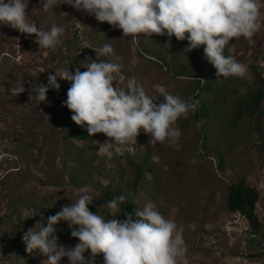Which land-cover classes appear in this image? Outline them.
Instances as JSON below:
<instances>
[{
	"label": "rangeland",
	"instance_id": "374dc122",
	"mask_svg": "<svg viewBox=\"0 0 264 264\" xmlns=\"http://www.w3.org/2000/svg\"><path fill=\"white\" fill-rule=\"evenodd\" d=\"M26 13L41 29L55 21L65 31L55 49H41L34 43V34L26 36L0 25V264H42L46 257L25 252L21 239L24 231L34 226L40 215L47 218L75 201L77 189L85 185L92 189L89 210L107 216L108 209L101 207L105 199L84 175L90 172L94 181L112 180L113 184L123 186L131 181L134 168L128 160L110 157L114 147L110 155L99 149V144L111 140L103 133L78 140L56 117V90L50 89L46 101L39 104L29 95L30 83H46L49 72L57 68H78L83 72L86 69L81 65L88 62L87 58L97 62L110 59L99 56L104 43H110L122 58V73L136 77L149 95L158 97L157 104L162 99L161 88L185 100L189 84L195 81L191 76L174 78L166 72L158 62L157 52L149 45L153 34L123 36L121 29L98 22L68 5L44 11L40 0H29ZM76 20L83 26L82 40L74 30ZM257 24L258 30L251 39L234 38L225 47L230 56L247 65V74L243 78H225L234 86L230 92L204 93L215 98L218 109L212 113L209 135L203 143L200 123L191 113L176 122L182 132L179 149L167 142L153 146L149 135L142 131L137 136L132 159L147 165L144 178L135 189V202L140 208L145 199L151 200L165 218L183 229L187 264H232L229 256L233 246L217 229L219 221L230 214L227 188L240 178L255 185L259 170L264 167V110L260 115L244 117L237 115L234 107L235 100L255 83L251 66H258L264 77V0ZM162 36L166 42L175 39ZM190 55L188 52L182 57L187 65ZM57 82L61 91L70 86V82L59 78ZM21 83L25 92L12 96L9 87ZM261 103L264 109V99ZM260 218L264 223V213ZM67 229L65 222L57 225V230ZM57 236L58 243L66 247L78 242L70 234ZM83 255L88 258L90 251ZM60 264H68L67 258H62ZM94 264H103L102 254L95 257Z\"/></svg>",
	"mask_w": 264,
	"mask_h": 264
},
{
	"label": "clouds",
	"instance_id": "9594fccd",
	"mask_svg": "<svg viewBox=\"0 0 264 264\" xmlns=\"http://www.w3.org/2000/svg\"><path fill=\"white\" fill-rule=\"evenodd\" d=\"M261 3L262 0H40V7L47 11L68 5L121 29L123 36H174L177 41H187L184 54L203 45L204 57L216 69L217 77L243 78L247 65L225 56L224 50L234 38L251 39L257 32ZM28 5L29 0H0V25L26 36L34 34L38 48L55 49L65 29L55 21L41 29L26 13ZM99 56L110 59L97 62L87 58L88 62L81 65L86 69L83 72L78 68H57L49 72L46 83H30L29 95L41 104L50 89L60 88L57 78L70 82L62 106L72 113L71 121L84 127L89 136L103 133L111 138L98 146L109 155L114 145H136L141 131L149 135L153 146L167 142L179 149L182 132L176 122L194 113L199 101H186L161 88L162 99L157 104L158 97L149 95L136 77L122 73V58L110 43L102 45ZM8 92L15 97L25 92L24 84L9 87ZM91 191L89 186H82L77 189L75 201L47 218L40 215L21 237L25 252L46 257L42 264H60L65 257L68 264H94L98 254L103 255V264H187L183 229L165 218L154 202L145 199L134 214L126 213L120 208L126 196L119 194L105 200L101 207L107 208L108 214L104 216L89 210ZM122 213L124 218L117 219ZM60 222L67 224L70 237L78 241L74 246L58 243ZM86 251H90L88 258L83 255Z\"/></svg>",
	"mask_w": 264,
	"mask_h": 264
},
{
	"label": "trees",
	"instance_id": "16d2710c",
	"mask_svg": "<svg viewBox=\"0 0 264 264\" xmlns=\"http://www.w3.org/2000/svg\"><path fill=\"white\" fill-rule=\"evenodd\" d=\"M149 45H151L154 51L157 52L158 62L166 69V72L169 75L174 78L183 75L195 78V81L189 84L188 90L186 91L185 100L191 101L192 99H195L199 101L197 110L194 113H191V116L196 122L200 123V138L203 139V143L204 138L209 135V129L211 128L212 123V113H215L218 109L215 105V98L211 95L205 96L204 93H226L234 90V86L228 83L227 80L222 76H216V69L204 57L203 45L199 49H194L191 51L190 65H187L182 58L184 56L183 49L187 45L186 40L177 41L174 39L171 42H166L164 36L153 34V40ZM224 55L230 56L226 50H224ZM251 69L255 75V83L249 87L243 97L235 100L234 103V107L237 110L235 113L237 115H244V117H252L257 114L260 115L262 110H264L261 103L262 99H264V77L259 71L258 66L252 65ZM218 78L220 81L217 82ZM234 78H236V76H229V79ZM68 88L66 91L56 90V96L58 97L56 117L58 118L59 122L63 124V126L69 129L71 134L78 138V140L80 139L81 141H85L87 138H89L87 131L84 127L78 126L73 121H71L70 116L72 113L67 107L62 106V103L66 100V92ZM260 132H262V129H260ZM118 146H120V151L118 152L113 150L110 157L116 161L125 159L133 163V174L129 183L123 186H118L113 184L112 180H109L106 183H103L99 179L94 181L91 178L92 176L90 172L86 173L84 177L91 179L90 183L95 189L99 191L105 200H109L113 196L119 194H124L126 196V201L120 205V208L123 209V212L134 214L136 207L138 208V205L134 199L135 189L137 187L138 181L141 178H144L143 169L147 164L145 161L134 163L132 155L134 154L137 145L133 148V150L128 149V144ZM78 150L81 151V149ZM81 172L82 170L79 171L80 175ZM99 173H101V171H99ZM72 177L74 176L72 175ZM260 199L263 201L264 198L259 197L256 184L252 185L244 178H240L236 182L232 181L228 185L226 201L230 213L236 209H239L246 216H248L253 229L262 231V235L264 237V223L262 222L259 215L253 212L255 203ZM123 218V213L117 217V219ZM133 218L135 219L134 216ZM217 229L225 235L223 230H221L219 227H217ZM57 233H59V235H68L70 234V231L69 229L62 231L57 230ZM225 237L227 238L226 235ZM232 246L234 253L237 247L236 245Z\"/></svg>",
	"mask_w": 264,
	"mask_h": 264
},
{
	"label": "built area",
	"instance_id": "2783aa9c",
	"mask_svg": "<svg viewBox=\"0 0 264 264\" xmlns=\"http://www.w3.org/2000/svg\"><path fill=\"white\" fill-rule=\"evenodd\" d=\"M74 30L77 37L82 40L83 26L81 21L76 20L74 22ZM136 145L129 143L128 149L133 150ZM114 150L119 152L120 146L115 145ZM256 188L259 197L264 198V167L259 171ZM253 212L259 217L264 213L261 199L255 203ZM218 227L224 231L230 244L237 247L236 251L229 256L232 264H264V237L262 231L253 229L248 216L236 209L223 221H219Z\"/></svg>",
	"mask_w": 264,
	"mask_h": 264
}]
</instances>
